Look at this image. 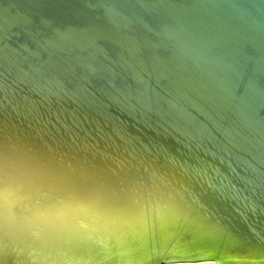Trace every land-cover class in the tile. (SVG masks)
Returning <instances> with one entry per match:
<instances>
[{
  "label": "water",
  "instance_id": "95a60500",
  "mask_svg": "<svg viewBox=\"0 0 264 264\" xmlns=\"http://www.w3.org/2000/svg\"><path fill=\"white\" fill-rule=\"evenodd\" d=\"M0 264H264V0H0Z\"/></svg>",
  "mask_w": 264,
  "mask_h": 264
}]
</instances>
